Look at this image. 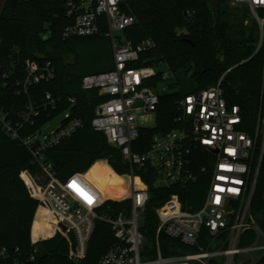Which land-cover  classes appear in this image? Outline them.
I'll use <instances>...</instances> for the list:
<instances>
[{
  "label": "built area",
  "instance_id": "built-area-1",
  "mask_svg": "<svg viewBox=\"0 0 264 264\" xmlns=\"http://www.w3.org/2000/svg\"><path fill=\"white\" fill-rule=\"evenodd\" d=\"M128 0H68V15L74 18L65 38L106 36L113 49L114 68L89 73L81 80L83 91H97L103 99L95 107L92 126L103 132L109 144L121 150L129 170L117 173L126 184L119 198H103L101 191L76 173L61 184L47 153L84 127L76 114L77 98L58 97L47 92L30 101L25 110L0 109V127L25 145L45 172L47 181L29 171L21 176L31 195L40 201L37 217L75 240L71 258H86L96 219L108 222L117 242L100 264H259L264 257V231L252 213L259 172L264 157V104L254 131L243 128L239 105L229 106L221 80L206 89L184 96L180 101V126L167 133H155L144 152L134 149L141 129L156 124L160 93L170 89L172 77L167 66H136L142 54L154 45L146 39L134 44L124 31L135 17L123 9ZM246 5L259 27L258 49L264 50V0H234ZM25 80L17 82L18 94L32 85L55 79L50 61H28ZM161 73V82L149 84ZM264 98V91H263ZM1 100V96H0ZM68 108L60 111L62 102ZM47 120L39 124V119ZM153 121V125L148 122ZM202 159L203 163H200ZM155 173L151 182L145 181ZM33 181V192L24 178ZM203 179L204 196L197 208L190 198L185 207L179 193H172L153 208L152 249L145 246L150 228H144L150 203V189L188 186ZM107 200L131 201L129 212L117 216L99 214ZM192 203V204H191ZM60 224L66 226L63 231ZM37 239V240H36ZM43 237H34L39 241ZM166 245V248L165 246ZM5 249L0 250V256Z\"/></svg>",
  "mask_w": 264,
  "mask_h": 264
},
{
  "label": "trees",
  "instance_id": "trees-1",
  "mask_svg": "<svg viewBox=\"0 0 264 264\" xmlns=\"http://www.w3.org/2000/svg\"><path fill=\"white\" fill-rule=\"evenodd\" d=\"M67 2L0 0V109L25 110L30 101L41 99L47 92L56 98L76 97V114L83 119L84 127L49 150L47 157L61 184L76 173L86 172L85 178L103 198H119L126 184L117 173L127 172L128 164L121 150L92 126L95 107L103 99L95 90L81 89L84 75L114 68L112 44L106 36L107 27L96 36L65 38V29L74 22L68 15ZM123 9L135 17V23L124 31L126 40L134 44L146 39L154 42L135 65H164L172 73L170 89L160 93L156 124L141 129L134 145L136 151H146L155 133H167L180 126V101L184 96L220 80L228 105L241 107L243 128L255 130L264 104V50L258 49L259 27L246 9L232 6L231 0H128ZM31 60L50 61L55 66V79L18 94L17 82L25 80L27 62ZM161 80L159 72L149 84L156 86ZM67 108L63 101L60 111ZM46 120L43 116L39 124ZM23 171L47 181L29 149L0 127V250L5 249L0 264H100L117 242L112 226L96 219L86 258L74 262L69 258L75 245L73 236L68 238L60 231L53 234L50 223L37 217L40 201L31 195L21 176ZM143 172L139 171L145 181L151 182L155 173L146 177ZM24 178L35 192L31 178L27 174ZM204 190L203 179L185 187H151L144 228L153 230L157 222L153 208L170 194L179 193L188 208L190 198L194 201L192 208H197ZM130 207V200H107L98 212L114 217L121 210L129 212ZM252 213L264 225V157ZM37 236L45 239L34 243ZM259 264H264V257Z\"/></svg>",
  "mask_w": 264,
  "mask_h": 264
},
{
  "label": "rangeland",
  "instance_id": "rangeland-1",
  "mask_svg": "<svg viewBox=\"0 0 264 264\" xmlns=\"http://www.w3.org/2000/svg\"><path fill=\"white\" fill-rule=\"evenodd\" d=\"M231 5L232 6H238V7H240L241 9H246L247 10V12H248V15H249V17L250 18H253L252 17V15H251V12H250V10H249V8L246 6V5H244V4H236L235 2H234V0H231ZM164 66V65H163ZM148 124L149 125H153L154 124V122L153 121H151V122H148ZM262 227H263V231H264V225H262ZM150 232L147 234V239H146V243H145V246L148 248V249H152L153 248V245H152V238H153V230L151 229V230H149ZM45 239V238H44ZM37 240V239H36ZM40 240H42V239H40ZM39 240V241H40ZM37 242V241H36ZM72 249V248H71ZM71 249H70V252H69V258L70 259H72L74 262H76V263H79L80 261H77V260H74V258H71Z\"/></svg>",
  "mask_w": 264,
  "mask_h": 264
},
{
  "label": "water",
  "instance_id": "water-1",
  "mask_svg": "<svg viewBox=\"0 0 264 264\" xmlns=\"http://www.w3.org/2000/svg\"><path fill=\"white\" fill-rule=\"evenodd\" d=\"M60 227L63 231H66V226H64L63 224H60Z\"/></svg>",
  "mask_w": 264,
  "mask_h": 264
},
{
  "label": "crops",
  "instance_id": "crops-1",
  "mask_svg": "<svg viewBox=\"0 0 264 264\" xmlns=\"http://www.w3.org/2000/svg\"><path fill=\"white\" fill-rule=\"evenodd\" d=\"M98 161H100V160H98ZM103 161H105L107 164H108V162H107V160H103ZM109 165V164H108ZM109 167L115 172V170L109 165ZM88 172V171H87Z\"/></svg>",
  "mask_w": 264,
  "mask_h": 264
}]
</instances>
